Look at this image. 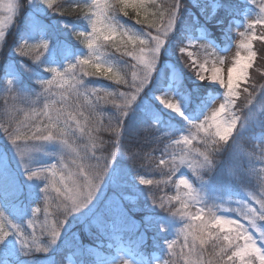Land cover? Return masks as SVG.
Returning a JSON list of instances; mask_svg holds the SVG:
<instances>
[{"label": "snow or ice", "instance_id": "obj_1", "mask_svg": "<svg viewBox=\"0 0 264 264\" xmlns=\"http://www.w3.org/2000/svg\"><path fill=\"white\" fill-rule=\"evenodd\" d=\"M32 2L27 0V5ZM39 3L61 16L75 13L76 19L87 21L90 30L72 32V36L87 49L86 55L67 61L63 68L47 67L44 71L50 73L51 78L36 80L41 89L37 97L47 93L57 99L46 100L43 108L39 111L33 109L31 115L25 113L24 121H16L14 126L12 123L0 125L15 151L24 177L43 184L39 188L38 200L43 199L44 207L31 208L32 217L41 211L45 217L39 233L33 220L28 221V227L33 229L28 234L0 210V242L14 236L20 251L28 257L33 253H47L61 239L72 247H83L76 233L67 234L66 225L70 219L81 223L89 234L93 229L100 231L107 223L117 220L129 227L136 226L126 207V203H134L133 198L123 194L120 176L113 173L109 177V173L118 156L127 154L123 144L125 119L145 89L154 84L160 71L158 63L162 50L166 49L182 7L180 0L161 3L157 0H91L90 3L87 0H68L67 6L58 0H39ZM150 7L154 10L150 11ZM23 9L21 0H7L6 3L0 0V12L7 13L0 16V43L5 44L7 29ZM129 10L135 15L130 16ZM260 13L247 24L249 31L240 33L243 39L239 47L244 49V54L236 53L226 75L218 66L225 64L224 57L209 52L214 57L209 67L207 60L200 62L199 57L194 58V52L188 50L189 46H194L192 41L178 45V52L187 58L185 64L193 70L195 77L214 83L223 90L222 99L210 100V106L214 105L207 107L210 114L205 111L202 117L195 119L185 114L173 94L181 87L178 77L168 78L171 90L154 93L159 105L155 112L151 108L145 109L151 122L141 125H146V131L155 125L156 131L166 141L165 151L160 157L146 153L145 158L167 171L163 173L165 180L154 182L140 177L139 184L173 182V177L183 167L195 177L194 183L180 175V179L174 181L177 194L168 198L169 202H179L180 207L174 213L189 221L179 230L183 236L179 253L183 264H264V166L256 172L252 165L253 154L243 153L235 143L237 126L239 124L243 128L244 124L241 123L242 116L235 115L233 111L242 95L245 109L253 105L257 97V85L241 88V84H247L251 78L249 69L257 58L253 41L264 42V5L260 6ZM118 15L134 20L141 26L140 31L126 28L116 18ZM107 47L114 49L120 57L106 55ZM200 47L206 52L212 48L208 43ZM48 51L49 41L43 36L33 42L21 40L15 47L19 57L28 58L33 64H40ZM117 60L123 63H117ZM260 75L264 78V72ZM97 80L108 81L110 86H92ZM7 83L13 84L11 80ZM262 92L264 84L259 85V93ZM108 105L112 112L104 124L98 117L103 115V109ZM162 110L175 114L184 122V127L176 130L179 136L159 126L158 113ZM254 117L251 110L244 114L246 120ZM101 131L113 138L107 155L103 154L105 141L98 135ZM234 133L237 134L234 136ZM230 141L237 154L234 165L228 169L229 176L240 183L242 179L255 175L260 190L259 194L244 190L243 199L225 201L216 205L217 210H214L205 205L194 184L206 183L205 176L211 178L218 165L217 156ZM46 142H56L59 151L54 162L39 164L36 154L42 151ZM259 150L260 155L255 158L264 164V144H260ZM106 177L109 178L106 180ZM109 187L114 194L105 198ZM52 193H55L54 197ZM9 195L19 198L23 195V188H14ZM152 203L156 205L157 201L153 199ZM158 206L164 208L165 202L161 200ZM192 208H195L194 212ZM153 223V220H144L146 228L152 227ZM160 227L163 230L162 225ZM176 245V240L167 244L173 255L176 254ZM114 264H129V261L120 257Z\"/></svg>", "mask_w": 264, "mask_h": 264}, {"label": "trees", "instance_id": "obj_2", "mask_svg": "<svg viewBox=\"0 0 264 264\" xmlns=\"http://www.w3.org/2000/svg\"><path fill=\"white\" fill-rule=\"evenodd\" d=\"M157 2L161 3L165 2V0H157ZM167 2H171V0H167ZM59 3L67 6L68 0H60ZM180 3L182 4V7L179 9L178 21L174 33L166 45V51L169 54H167L168 56L165 58V60H170L174 64L175 68L181 73L183 82L181 84L180 91L182 93H188L190 96V102L185 110V114L188 117L195 119L202 115L206 98L210 97L211 95L218 94L219 90L208 85L206 81L195 83L193 77L190 76V74H193L190 71L191 69L185 64V58L179 56L177 52L178 45L183 44L185 36L192 32L194 28L199 25V23H202L200 17L197 15V8L190 6L187 3V0H180ZM220 3L221 7L216 11L213 22L222 20V23L219 26L204 24L211 33L210 37L218 38V40H220V37L222 36L221 30H223V27L226 25L228 19L236 16V12L241 9L240 5H238L234 0H220ZM21 4L23 5L24 9L15 18V26L7 35L5 44H3L0 48V68H3L0 71V75L4 71L8 62H10L13 58L11 55V50L13 49L17 39L27 35L29 30L28 25L31 24L29 23V17L27 16V0H21ZM194 15H197V23L193 21ZM51 17L52 18H46L47 21H43L40 24L44 25V28L50 37H53V27L51 26L52 19L54 20L57 18H64L68 19L69 23H75L77 21L79 27H84V24H81L82 20L76 19L75 13L61 16L58 13L53 12ZM117 18L130 24L132 23V25H135V27L140 31L141 26L136 25L134 20H131L128 17L126 18L122 15H118ZM9 42H11L10 45ZM253 47L257 53V58L253 64V67L249 69V76L251 78L247 81V84L242 85L241 88L245 86L251 88L253 84L257 85V97L253 105H249L248 109L241 107L240 110L237 111L239 106L245 104V100L243 98L244 96L242 95L237 101V107L234 109V112L235 115L242 116L241 123L244 124L243 128L239 127V124L237 126L238 136L235 143L243 153L253 154L252 165L256 170L255 164H262L258 159L255 158L260 155V144L255 146L251 140V136L259 132H264V92L259 93V85L264 84V78H262L260 75L261 72H264V43L261 41H253ZM106 53L110 57H120V54L116 53L111 47L106 48ZM116 62L120 64L123 63V61L119 60ZM160 68L159 73L156 74V80L154 84L146 88L141 97L138 98L136 104L139 106L134 104L132 111L125 119L126 125L123 133V144L127 154L118 156V158L113 162V166L109 173V177L113 173L120 176L124 186L122 189L123 194L133 198L134 203H126V207L129 208V215L131 216L132 220L136 222V226L129 227L122 221L117 220L114 223H107L105 228L100 231L93 229V233L89 234L88 232L84 231L83 225L70 219L66 225V228L69 231L76 233L80 244L83 247H72L71 245L66 244L63 239H61V241H58L57 245L52 246L49 249V252L33 253L31 257H28L20 251V246H18V251L11 256V260L14 264H30V261H40L42 258L49 256L55 258L58 263L62 264V259L68 254L72 255L74 261L77 264H99L108 261L113 256V251L107 248L105 243H110L112 245L123 243L124 245L132 248V250L137 248L139 251L143 250L145 253H148L150 248L156 249L158 253L163 255L166 261H171V264H183V260L177 258L179 253V245L181 242L183 243V237L181 240V237L178 236H181L179 230L184 227L185 223H189V221L183 217L172 218L173 224L169 229V233H159V229H161V225L164 230L168 229V227L166 228V221L167 217L170 216L164 211V209H172L175 211L180 207L179 202L168 201L169 197L176 195L174 181H176L177 176L181 173H186L194 183L195 177L192 176L190 170H188L186 167H183L179 174L173 177V182L163 184L153 183L151 185L139 184L140 177H143L146 180H152L154 182L166 179L163 173L166 172L167 169H159L156 167L155 163H152L145 158L146 153L153 157H160L165 151L166 141L162 137L161 133L156 131L155 125L149 131L145 130L146 125H141V123L151 122L149 115L145 112V109L151 108V106L154 105L151 97L154 96V93L163 91L168 83V71L164 69L162 70ZM257 69L260 71L258 72ZM100 81H102L104 87L110 86V82L104 80ZM92 86L96 87V83ZM2 88L3 84L0 80V125L8 126L9 123H12L14 126L16 121H24L25 113L31 115L33 109L36 111L40 110L38 105H42V103L39 100L35 101L41 97H37L36 95L37 93L41 92L39 85L36 83V79L30 78L26 76V74H21L19 84L16 88L9 92H3ZM249 110L255 113V117L250 120H246L244 119V114H247ZM111 112V106H105L103 109V115L99 116L98 119L102 123L107 124L108 116L111 114ZM158 124L162 127V130L172 132L173 134H177V136H179V133H176V130L184 127L183 121L172 117H165L164 120ZM237 133H234V136ZM98 135L105 141V151L103 154L107 155V150L111 148V141L113 138L109 133L104 131L99 132ZM156 137H160V139H156ZM171 150V148L168 149L169 152H171ZM97 154L99 155L100 153L98 152ZM132 154H135V156ZM236 154L237 150L230 141L229 144L225 146V149L217 156L218 165L211 178L209 179L207 176H205L207 181L206 183L194 184L198 191H200L204 203L210 205L211 203H220L222 201L232 202L243 199L244 194L241 192L240 186H242L246 191H254L256 194H259L260 185L257 176L252 175L251 177L242 179L240 186L237 181L229 176L228 169L234 165ZM244 162L245 164L248 163L247 157H245ZM8 177H10L8 170H0V195L4 199L8 210L12 211L16 207L17 209L23 210L24 205L29 204L28 199L31 193L29 191L27 192L26 190H23V195L19 196V198L9 195L10 190L16 187L11 182H8ZM109 177H106V180ZM113 194L114 193L111 187H109L105 193V198H107V196H112ZM116 194L119 195L120 193ZM52 196L54 197L53 193ZM153 199L157 201L156 205H153ZM161 200L165 202L164 208H160L158 206ZM37 205L43 209V199H41ZM133 208H135V210H132ZM191 210L193 212L195 211L194 208ZM44 219L45 217L43 211H41L40 216L32 219L36 226L37 233H39L40 225L43 223ZM145 219L153 220V226L146 228L144 224ZM68 225H71V227L74 225V227L69 228L67 227ZM32 231L33 229L28 227L27 224V230L25 232L30 234ZM68 235L70 236L71 233ZM172 240L177 241L175 249L177 248L178 250H176V255L170 253L167 248L168 242ZM208 249L211 251V244L208 245Z\"/></svg>", "mask_w": 264, "mask_h": 264}, {"label": "rangeland", "instance_id": "obj_3", "mask_svg": "<svg viewBox=\"0 0 264 264\" xmlns=\"http://www.w3.org/2000/svg\"><path fill=\"white\" fill-rule=\"evenodd\" d=\"M89 3L91 0H87ZM240 3L244 4L246 6L245 10L241 12L238 19L236 18H230L228 19L226 25H224V29L222 30L223 34L225 35L226 41L222 46L217 44L216 42L208 39L205 36V32L203 28H195L194 31L190 32L188 36L185 37L184 43L183 44H188L189 41L193 42L194 46H189V51L194 52V58L199 57L200 62H204L205 60L208 61V66L210 67L212 64V61L214 57L210 56L208 53L209 52H215L216 55L222 56L225 58V64L224 65H218L219 67L222 68L224 74L226 75L227 72V67L231 65L232 61L235 58L236 53L239 51L241 54H244V49L239 47L240 41L243 39V37L240 36L241 32H247L249 31L247 28V24L255 20L258 15H260V6L264 5V0H255V3L252 2V0H237ZM7 0H5V3ZM60 2V0H58ZM187 3L190 6L196 7L197 8V15L201 17V20L207 24H211L212 26H219L222 23V20H217L213 22V16L215 15L217 9L219 8L220 3L218 0H187ZM28 6V14H29V23H31L29 26V30L27 32V35L25 37H21L17 39L16 43L14 44L13 49L11 50V55H12V60L10 64L7 65L5 73L3 74L1 79L2 83H5L3 85V92H9L13 90L16 87L17 82L20 80V74H26V76L33 78V79H46V78H51L50 73H47L44 71L45 68L47 67H57V68H63L65 63L67 61H74L76 57L86 55L87 54V49L84 47V45L78 40L75 39V37L72 36L73 31H89L90 29L88 28L87 21L83 18H81L82 22L84 24V27H79L78 22L76 21L75 23H69L68 19L64 18H57V19H52L51 25L53 27V32L52 36L50 37L47 33V31L44 28V25H40L43 21H47L46 18H52L51 15H53V11L45 8L43 5L39 3V0H33L32 4L27 5ZM150 11H153V9L150 7ZM51 14V15H50ZM130 15H135L134 12L129 10ZM179 14V11H178ZM7 15V13L0 12V16ZM82 15V14H81ZM18 16V15H17ZM117 18V17H116ZM127 18V17H126ZM118 19V18H117ZM119 22L124 25L126 28H132L133 30L139 32V29L135 27V25H132V23H128L125 21H122L121 19H118ZM127 20V19H126ZM178 21V20H177ZM194 21H196V16L194 17ZM15 22V21H14ZM14 22L11 24V26L7 29L8 34L9 32L14 28ZM177 25V24H176ZM176 28V27H175ZM175 30V29H174ZM220 30V29H219ZM36 31V32H35ZM259 31V29H257ZM174 33V31H173ZM172 33V34H173ZM170 34V37L172 36ZM43 36L45 39L49 41V51L45 54V56L42 58V61L40 64H33L28 58H21L19 57L16 52H15V47L17 43L21 40H28L29 42H33L36 39L40 38ZM67 40H65V39ZM208 43L212 48L208 50V52L204 51L200 45ZM264 43V42H263ZM4 43H0V48ZM11 42H9V45ZM63 45V46H62ZM62 48V51L60 49ZM178 52V48H177ZM60 53L62 58L59 62H57L56 57L57 54ZM166 49L162 50L161 53V59L158 63V68L164 69L168 71V78L169 77H178L180 84L183 82V78L181 73L175 68L174 64L170 60H165V58L168 56ZM179 56L180 53L178 52ZM108 55V54H107ZM185 60L187 59L186 57ZM42 66V67H40ZM2 67V66H1ZM3 69V68H2ZM0 68V71L2 70ZM193 74H190V76L193 77V80L195 83H201L203 81L198 80L195 77V74L193 70H190ZM159 73V72H158ZM157 73V74H158ZM11 80L13 84L10 86L8 85L7 81ZM208 85L214 87L215 89L220 91V94L212 95L208 98H206L207 103H205L204 106V112H208L210 114V108L207 109L208 106H210V100L211 99H216L219 101L222 99V92L223 90L219 88L218 85L211 83L209 81H206ZM244 85V83L241 84ZM96 87H104L102 81L97 80L96 81ZM181 88V87H180ZM179 89H176L173 91L174 96L177 98V100L180 101L183 110L185 111L187 105L189 104V95L187 93H182ZM166 90H171L169 88V79H168V85L164 88V91ZM53 91H56V89H53ZM15 96V95H12ZM38 99L35 101H40L42 105H38L39 109L43 108V105L46 100H52V99H57V97L54 96H49L47 93H44L40 95ZM42 98V99H41ZM152 101L154 102V105L151 106V109L153 112L156 111L157 108H159L158 102L155 101L154 96L151 97ZM136 106H139L136 104ZM210 107H214V105H211ZM234 111V110H233ZM235 113V112H234ZM159 115V121H163V119L168 116L172 118H176L178 120H181L180 117L176 116L175 114L168 112L166 110H162L161 113H158ZM182 121V120H181ZM252 142L254 144H260L264 143V132H260L252 137ZM7 142V139L5 137V134L2 129H0V170H8L9 171V176L8 177V182H11L16 188L22 187L23 190H26L27 192L29 191L31 194L29 195V199L33 200L34 203H36L38 200L40 193H39V188L43 186L41 182L37 181H28L26 177L22 174V171L19 167L18 164V158L16 157L15 151L10 143ZM54 151H59V145L56 142H46L43 145L42 151L36 154L37 162L39 164H47V163H52L54 162L56 156L55 154L57 152ZM257 172H259V169L264 166V164L257 163L255 164ZM181 175V174H180ZM180 175L177 177V180L180 179ZM186 178H188L190 181L191 179L185 175ZM176 194H177V189L175 187ZM181 190H183L181 186ZM55 196V193H53ZM32 207H38L36 205H31L27 209V215L31 216V208ZM195 209V208H194ZM0 210H2L7 216H9L10 219H12L15 223H18L21 225L22 229L24 231L27 230V224L22 223L20 219L14 215L10 214L6 211H4V205L0 201ZM87 211V210H85ZM39 214V213H38ZM37 214V215H38ZM230 215V214H226ZM32 217V216H31ZM172 218H182L180 215L177 214L176 217H167L166 221V228L168 227L167 230H161L159 229V233H169V229L172 227L173 221ZM81 224V223H79ZM82 225V224H81ZM68 227V226H67ZM74 225L71 227L73 228ZM67 234L72 233L73 231H69L67 228ZM178 236V235H177ZM181 237L180 239L182 240V235L178 236ZM1 244H5L10 246L11 250H15V247H18L19 245L16 243L14 236H10L6 238L4 242H0ZM183 244L182 242L180 245ZM14 245V247H13ZM180 245H179V250L178 252L180 253ZM55 246V245H54ZM49 252V251H48ZM3 255L7 254V251L4 249L2 251ZM115 257L112 260V262L108 264H114L116 260H118L120 257H123L125 260L129 261V264H147L146 261L147 259L142 257L141 255H138L135 257V254L128 248V247H123V245L118 244L115 249H114ZM177 255V258H180V255ZM176 255V254H175ZM151 260L155 264H164V260L159 258L156 252H152L151 254ZM4 264H11L7 261V259H4ZM57 261L55 260H43L41 262H38L37 264H56ZM62 263V262H61ZM59 264V263H58ZM64 264H74L72 258H67L64 260Z\"/></svg>", "mask_w": 264, "mask_h": 264}, {"label": "clouds", "instance_id": "obj_4", "mask_svg": "<svg viewBox=\"0 0 264 264\" xmlns=\"http://www.w3.org/2000/svg\"><path fill=\"white\" fill-rule=\"evenodd\" d=\"M106 55H107V54H106ZM243 98H244V97H243ZM244 100H245V98H244ZM243 106H244V104L241 105V106H239V107L237 108V111H239L240 108L243 107ZM222 151H223V148L221 149V152H222ZM204 179L206 180V177H204ZM196 184H199V183H196ZM239 186H240V183H239ZM240 190H241V192L244 194V188H243L242 186H240ZM224 203H225V201H222V202H220V203H211L210 205L207 204V203H205V205H206V206H211V207H213L214 210H217V209H216V205H218V204H224ZM164 211L167 212V214H168L170 217H176V216H177V214H175L174 211H173L172 209H164ZM168 264H171V261H168Z\"/></svg>", "mask_w": 264, "mask_h": 264}]
</instances>
